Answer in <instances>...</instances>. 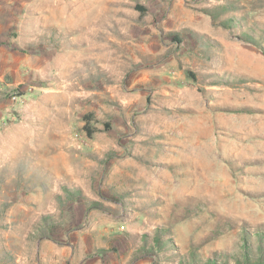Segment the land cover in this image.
<instances>
[{"label":"rangeland","instance_id":"1","mask_svg":"<svg viewBox=\"0 0 264 264\" xmlns=\"http://www.w3.org/2000/svg\"><path fill=\"white\" fill-rule=\"evenodd\" d=\"M262 50L264 0H0V264H264Z\"/></svg>","mask_w":264,"mask_h":264},{"label":"trees","instance_id":"2","mask_svg":"<svg viewBox=\"0 0 264 264\" xmlns=\"http://www.w3.org/2000/svg\"><path fill=\"white\" fill-rule=\"evenodd\" d=\"M243 36L246 37L247 39L242 37V40H244V41H246V42H248V43H250L252 45H256L257 46V43L255 42V40L253 38H251L247 34H244ZM262 51L264 52V50H262Z\"/></svg>","mask_w":264,"mask_h":264},{"label":"crops","instance_id":"3","mask_svg":"<svg viewBox=\"0 0 264 264\" xmlns=\"http://www.w3.org/2000/svg\"><path fill=\"white\" fill-rule=\"evenodd\" d=\"M3 102H4V101H3ZM4 105H6V104H5V102H4V103H2V106H4ZM0 107H1V106H0Z\"/></svg>","mask_w":264,"mask_h":264}]
</instances>
